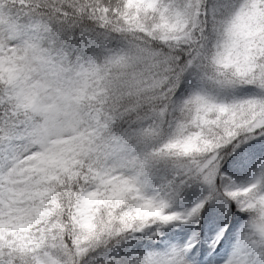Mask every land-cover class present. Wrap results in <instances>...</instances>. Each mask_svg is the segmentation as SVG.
I'll return each mask as SVG.
<instances>
[{
	"label": "snow or ice",
	"instance_id": "snow-or-ice-1",
	"mask_svg": "<svg viewBox=\"0 0 264 264\" xmlns=\"http://www.w3.org/2000/svg\"><path fill=\"white\" fill-rule=\"evenodd\" d=\"M0 264H264V0H0Z\"/></svg>",
	"mask_w": 264,
	"mask_h": 264
}]
</instances>
